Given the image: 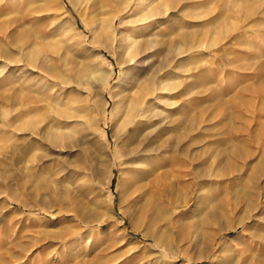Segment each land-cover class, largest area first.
<instances>
[{"label": "rangeland", "instance_id": "obj_1", "mask_svg": "<svg viewBox=\"0 0 264 264\" xmlns=\"http://www.w3.org/2000/svg\"><path fill=\"white\" fill-rule=\"evenodd\" d=\"M98 1L93 34L73 0H0V264H264V0H159L145 22ZM132 33L156 44L136 62ZM150 79L162 160L140 172L112 119Z\"/></svg>", "mask_w": 264, "mask_h": 264}, {"label": "bare ground", "instance_id": "obj_2", "mask_svg": "<svg viewBox=\"0 0 264 264\" xmlns=\"http://www.w3.org/2000/svg\"><path fill=\"white\" fill-rule=\"evenodd\" d=\"M91 1L92 0H73V4L75 6L83 5L89 9L90 7L89 5H92L90 4ZM99 1H100L99 4H101L102 8L103 7L109 8L108 6H110V3L112 2V0H99ZM135 1L137 2L136 12L138 10L141 11L140 15L137 16L140 22H145V21H148V19H153L155 18V16H158V13H159L158 8H160V6L156 8L158 10L153 9L154 11H151V12H149L148 11L149 9L147 8L154 5L159 0H135ZM132 2H134V0H132ZM147 2H149L148 5H147ZM130 5L131 3L130 1H128V5L126 6L127 7L126 9L128 8L130 9ZM90 11H91V14L89 13L88 15L89 16L88 17L89 26L91 27L93 34H96V31L99 30L97 28H99L101 23L99 19H96L95 15L94 17L92 16L93 15L92 12L94 13V11L93 10H90ZM112 18L113 19L110 21L109 27H112V25L115 22V18L114 17ZM135 22H138V21H134L133 24H135ZM136 24L138 26V23ZM132 34L131 35L129 34V36H127L126 38L121 39V42L125 43L121 47L128 54L130 58L129 60L131 62H136L135 60L141 54L142 49L144 50V48H146L145 46L148 45L147 49L149 48L152 49V47L155 48L154 46L156 44L155 42H151L150 44H147V42H145V44L143 43V45L141 46L138 43L139 40H137L138 38H136V35L135 34L132 35ZM92 43L97 44V45L104 44L100 41L99 37L96 35L93 36ZM137 61L139 62V60ZM112 73L113 71H111L109 74L101 73L103 80H104L103 82H105V80H109ZM137 82L138 81L135 82V80H132L131 84H129L127 92L121 96L118 104L117 105L115 104V108L113 110L114 118L112 119V123H113V137L117 140H122L123 142L122 156L127 158L126 161L128 163L138 164L141 166V168L143 167L142 169L140 168V172H142L146 170L145 169L146 167H151L150 170H152L155 166H158L159 164H161L162 159L158 157V154L160 150L159 140H161L160 138L162 135H161V129L159 128L160 127L159 122L154 123L155 122L154 119L161 118L162 113L160 110H158L159 109L158 107L163 106L164 97L158 94L159 91L160 92L162 91V84L160 85L161 86L160 89H158V87H156L154 84L155 82L153 83L152 79L148 80L145 83L139 84ZM83 114H84L85 120H82V118L81 120L78 118L74 119L75 118L74 116H70V117H65V118L63 117L59 122L61 124L63 122L68 123L70 120L71 122H77L79 126H82V127L88 126V124L91 121L95 122V119L92 115H90L87 112ZM101 116L103 117V115ZM117 116L120 117L119 121L117 120L118 119ZM22 131H25V129ZM60 131L61 130L57 128V130L54 131L53 133H49L46 137L48 142L54 145L57 144L56 142L61 138ZM100 137L103 138V131ZM104 148H108V145H106ZM107 153H108L107 154L108 155L107 157L108 165L112 167L114 165L115 159L113 155L111 154V152L109 151V149ZM136 169H139V167L138 168L135 167L134 172L132 171L133 175H136L138 173L136 172ZM148 170L145 171V173L148 172ZM200 234L203 235L205 238L208 236V233L206 231L201 230Z\"/></svg>", "mask_w": 264, "mask_h": 264}]
</instances>
